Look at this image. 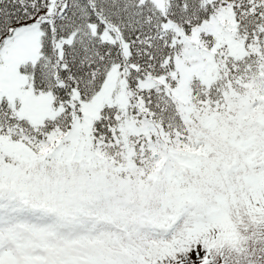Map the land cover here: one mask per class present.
<instances>
[{"label": "snow or ice", "instance_id": "snow-or-ice-1", "mask_svg": "<svg viewBox=\"0 0 264 264\" xmlns=\"http://www.w3.org/2000/svg\"><path fill=\"white\" fill-rule=\"evenodd\" d=\"M0 264H264V0H0Z\"/></svg>", "mask_w": 264, "mask_h": 264}]
</instances>
